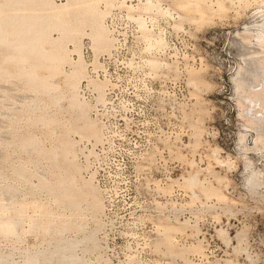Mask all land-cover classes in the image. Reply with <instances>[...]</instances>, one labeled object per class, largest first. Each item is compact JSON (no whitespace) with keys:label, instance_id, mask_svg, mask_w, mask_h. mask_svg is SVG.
<instances>
[{"label":"rangeland","instance_id":"374dc122","mask_svg":"<svg viewBox=\"0 0 264 264\" xmlns=\"http://www.w3.org/2000/svg\"><path fill=\"white\" fill-rule=\"evenodd\" d=\"M149 1L156 9L153 40L143 41L122 5L104 18L113 36L110 53L81 39L85 75L78 94L98 129L96 139L69 130L65 120L74 115L62 97L51 102L55 91L48 96L0 77V203L8 186L15 201L26 204L18 237L0 234L8 264H27L24 257L28 264H55L56 253L48 256L46 247L67 215L61 236H80L77 223L93 234V241L74 248L79 259L72 264H264V143L253 142L257 133L264 136V93L262 104L237 99L229 81L245 60L264 55L256 38L264 0H221L219 9L216 0ZM253 70L260 90L264 74ZM251 107L259 111L255 128ZM42 115L55 116V124ZM24 137L36 138V145L22 148ZM62 137L73 141L79 177L95 188V210L89 197L55 207L53 195L37 186L41 173L55 178L58 167L47 151ZM251 173L252 188L246 184ZM185 176L193 177L192 185ZM6 211L0 218L13 209ZM52 211L56 219L46 233ZM30 220L38 226L30 229ZM30 250L38 253L32 262Z\"/></svg>","mask_w":264,"mask_h":264},{"label":"bare ground","instance_id":"6f19581e","mask_svg":"<svg viewBox=\"0 0 264 264\" xmlns=\"http://www.w3.org/2000/svg\"><path fill=\"white\" fill-rule=\"evenodd\" d=\"M99 1L100 0H60L56 2L55 0H0V77H13L12 80L18 81L19 83L23 82L27 88L39 90L46 95L51 91H55V95H50L51 102L56 103L59 97H62L66 100V107L69 112L71 111L74 115L72 118L69 117L65 120L67 124L70 125L69 130L79 137L86 136L89 138L92 136L95 139L98 137V129L95 122L90 119L87 114L86 101L78 94L80 79L85 75V67L80 51L82 37L87 36L90 39L91 47L94 51L106 50L109 48L107 53H110L113 48V36L111 35L109 27L105 24L104 18L115 5L124 6L127 10L126 12H128L127 16L136 22L138 32L143 38V41L153 40L156 36V34L153 35V30L151 29L153 27V11L156 12V9L150 5L151 3H148V0H137L135 3H132L131 0H103L100 6ZM149 2H151V0ZM188 3L190 4V2H187V4ZM216 3L217 6H215L218 9L221 8V0H216ZM184 4L186 3L184 2ZM134 10L138 11L134 13ZM131 11L135 16L132 15ZM256 26L259 27L258 29H261L259 30L261 32H257L258 34L256 35L257 42L259 43H257V45H259V51L257 52L263 53L264 17ZM71 52H74L76 58L70 57ZM257 52L255 53L257 54ZM249 53L252 55V52ZM254 55H252V57ZM257 56H259V54L256 55L258 62H253V57L252 60H249L251 58H249L248 61L245 60L244 65H239L236 73L229 78V81L233 84L235 94L238 96L237 99H239V97L242 98L243 95L246 101L248 98L251 100L253 98L255 101H259L260 104H262L260 100L262 99L261 95L264 93V88L260 90L255 88L256 85H254V82L257 83L258 81L256 80L257 77L253 69L258 67L261 73L264 74V55L261 56L260 59L259 57L257 58ZM248 57L250 56L247 55V58ZM65 64L69 66L68 70L63 69ZM86 65L96 67L98 66V62L97 64L89 62V64L87 63ZM60 74H62L63 87H59V82L57 81V77ZM236 101L237 104L240 106L242 105L240 101ZM239 105L238 108L240 110L241 108ZM242 109L244 110L245 108L242 107ZM239 110L238 112L240 114ZM250 110H252V107ZM257 112L259 111L256 109L252 110L253 116L251 115L249 117L253 123L255 122L254 128L258 125H256V122L259 120L256 115H254ZM240 115L243 116L242 113ZM40 118V120L47 125L55 124L57 119L55 116L51 115H42ZM244 119H246V117H244ZM52 130L54 133V128ZM262 137L264 136H262L261 133H257L253 141L254 145L260 143L263 145L264 142ZM238 139L241 144H244L241 134ZM20 142L22 148L27 149L31 144L36 145V138L24 137ZM47 154L48 157L52 159V162L57 165L56 167H58V169L54 172V179H50L48 175L41 173L37 186L44 187L48 193L53 195L55 207H58L63 200H66L67 203L72 205H76L78 204V202L75 203L77 197L79 199H86L89 197L88 205L92 210H95L98 204L96 191L90 181L84 180L78 175L79 167L73 162V141L68 137H62L59 139L58 143L52 144ZM59 156H61V161L58 160ZM253 177L254 175L250 176L247 180L249 183L245 182L249 184L250 188L256 183H254L255 177L254 179ZM184 181L192 185L194 180L193 177L190 176L184 178L183 182ZM4 195L5 196L2 198L5 197L7 201L0 203V210L8 211V209L12 208L13 211L11 214L6 211L9 215H3L4 213H1L0 234L3 236L15 235L18 237L17 230L21 222V213L26 204L23 205L22 200L21 202L15 201L17 199L14 198L15 193L11 187H6ZM53 215L54 212H50L45 225H43L44 232L46 233L52 231L53 221L56 219V216ZM69 217L68 215L64 216L60 219L59 224L54 226L55 230L53 232L56 233V241L51 247H46L48 256L56 253L55 264H72L74 260L79 259L77 258V254L75 256L73 252L74 248L78 244L80 245V243H85L87 240L93 241V234L84 233V228L80 223H77L75 227L77 231L81 232L80 236L71 238L61 236L66 228L65 224L68 222L67 220ZM37 226V222L31 221L29 228L31 229ZM27 251L25 250L24 252ZM24 252L23 255L25 254ZM36 254L38 253L31 251L30 253L28 252L27 256L29 260L30 258L37 259L38 255ZM24 258L27 259L25 263L28 264V258ZM8 263L9 260L7 255L0 254V264Z\"/></svg>","mask_w":264,"mask_h":264}]
</instances>
